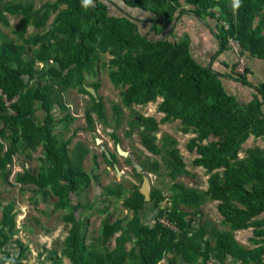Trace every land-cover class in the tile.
<instances>
[{
    "label": "trees",
    "instance_id": "16d2710c",
    "mask_svg": "<svg viewBox=\"0 0 264 264\" xmlns=\"http://www.w3.org/2000/svg\"><path fill=\"white\" fill-rule=\"evenodd\" d=\"M186 2L197 15L216 16L222 44L234 37L241 41L247 61L264 59V0H240L238 8L233 7L234 0ZM181 7V0H92L87 6L83 0H55L38 8L33 0H0V181L32 192L37 210L39 196L53 198V211L63 210V220L69 224L60 251L43 247L35 264H63L64 258L70 264H160L164 260L167 264H264V149L254 146L240 157L252 137L264 140V85L249 81V67L243 75L234 70L235 80L255 93L248 104L229 94L220 74L194 58L190 42L172 36V23ZM127 8L154 13L155 34L141 30ZM10 16L20 19V25L12 28L14 37L1 30V26L11 27ZM105 55L110 59L101 65L108 68L112 85L121 90L125 108L163 99L158 110L165 117L160 122L138 116L129 127L139 125L141 146L161 157L141 161L140 174L133 167L139 182L144 181L143 172L170 177L172 196L162 207L160 189L154 188L147 202L139 184L132 183L130 191L123 183L104 187L101 202L111 197L122 200L132 215L113 220L107 214L87 243L88 222L81 211L93 210L94 204H83L81 197L93 177H98L83 169L88 148L82 142L69 148L71 139H62L73 122L65 94L77 90L89 96L87 130H94V113L108 125L102 99L85 88L99 90L98 81L86 84V80L97 76ZM56 107L63 116L54 114ZM112 109L119 118L122 109L116 104ZM176 121H181L184 135L196 136L188 149L198 155L195 167L204 168L208 175L206 189L177 181L193 176L178 140L165 136L159 143L161 125ZM111 137L120 143L117 136ZM39 149L40 165L23 166L10 183L14 158L23 154L31 159ZM104 157L109 166L118 163L116 151ZM125 160L132 165L131 158ZM215 201L222 216L219 223L203 212L207 202ZM150 203L159 211L153 223L143 217ZM15 205L14 201L3 205L0 189V264H34L28 262L29 248L14 239ZM252 227L254 247L250 248L235 234Z\"/></svg>",
    "mask_w": 264,
    "mask_h": 264
},
{
    "label": "rangeland",
    "instance_id": "374dc122",
    "mask_svg": "<svg viewBox=\"0 0 264 264\" xmlns=\"http://www.w3.org/2000/svg\"><path fill=\"white\" fill-rule=\"evenodd\" d=\"M48 1L54 2L55 0H33V3L34 6L38 8L40 5ZM129 11L130 9L127 8L126 12ZM10 20L11 27L1 26V30L9 37H14L12 28H16L20 25V19L19 17L10 16ZM109 59L110 56L105 55L97 69V76L95 78H88V80H86V84H90L94 81H98L100 83L99 90L97 91V97L102 99L103 105L105 106L104 109L108 116V125L100 123L97 119V115L94 113V130H87L85 112L91 105L89 96L81 95L77 92V90H69L65 94L66 102L70 107L69 111L73 118V122L68 134H65L64 132L65 135L62 137V139L64 138V140H67L68 138H71L69 148H72L78 142H82L88 148L89 153L83 160V169L85 172L98 177L97 180L95 177L92 179L89 189H87L81 197L83 204L87 202L94 204L93 210L84 209L81 211L83 216L85 218L87 217L88 222L86 228L87 243L90 242V238L97 234L100 223L102 219L107 216V214H112L113 220L116 218H123L132 215L129 210L123 208L122 200L118 201L113 199L114 197H111L108 198L105 203H102V197H100V195L103 188L107 187L108 185L123 183L124 186L130 191L133 189L132 183L139 184L140 186L139 177L135 175L133 167H135L140 174L141 170L139 168L141 167V161H145L149 159V157L153 162L155 159H161L160 156L150 154L149 151L141 146L138 129L139 125L135 124L134 129H132L129 127V123H132L134 120H136L138 116L154 117L160 122L164 117V114L160 113L158 108L163 99L160 98L157 102L150 103L146 106H133L130 109L125 108L121 103V90L115 88L112 85L108 77V68L101 65L103 62H106ZM39 66L41 67V65ZM114 104L118 105L122 109V113L120 114L119 118L112 109ZM54 114L57 117H61L64 115V112L60 111V109L56 107L54 109ZM181 128L182 124L180 121L162 124L160 134L158 135L159 143L161 144V140L165 136H170L178 140V148L181 151V154L187 165V169L193 174V176L179 177L177 181L185 183L191 187L206 189L208 175L204 168L195 167L193 163L198 155L196 151L192 152L188 149V144L192 139H195L196 136L193 134L184 135L181 131ZM60 131L61 129L57 132ZM111 132H113V134L119 138L121 148L124 151L129 152V157H133V161L131 163L132 165H128L125 160L126 158L121 157L117 152L119 155L117 156V165L122 172H125V176L123 178L116 174L113 166H109L105 162L102 155L103 147H109V151L115 153L116 145L113 143V139L110 136ZM127 132H130L129 137L126 135ZM97 139L101 141L100 144L97 143ZM254 146H259L264 149V140H248L243 146L240 157H246V151ZM40 154L41 152L39 149L32 155L31 159H27L23 154L15 157L14 164L12 166V174L9 178L10 183H14L15 173L22 171L23 166H26V164L29 168H37L40 165ZM95 162L98 163V165H95ZM143 174L150 177L152 191L154 188H157L164 192V201L161 206L164 207L165 205L169 204L172 196L170 187L173 184L171 178L167 176L149 174L148 172H143ZM130 178L133 180L130 181ZM29 188L31 189L33 187ZM0 189L3 205H6L11 201L16 203V228L18 232L14 239L20 240L29 248L28 262L35 264L37 262L38 254L42 251L43 247L48 249L57 248L60 251L63 241L67 236L69 224L65 223L63 220L65 213L63 210H59L57 212L53 211L55 208V200L53 198H49L48 200L39 196V210H37L34 204V195L32 192H21L19 187L12 188L7 184L1 183V181ZM129 194L130 192H127V195ZM216 206V201L207 202L203 207V212L208 217V219L219 223L222 219V216L217 211ZM105 207L108 208L106 213H100L98 211L99 208ZM153 207L154 204L150 203L148 208L143 212L144 220H147L151 223L155 221V217L159 212L158 209L154 210ZM235 237L245 246L250 248L254 247L253 243L251 242V239L254 237L253 227L248 228V230L239 231L235 234ZM129 246L130 245H128V247ZM63 264H70V262L68 259L64 258ZM160 264H167V261L164 260Z\"/></svg>",
    "mask_w": 264,
    "mask_h": 264
},
{
    "label": "crops",
    "instance_id": "0c3cea01",
    "mask_svg": "<svg viewBox=\"0 0 264 264\" xmlns=\"http://www.w3.org/2000/svg\"><path fill=\"white\" fill-rule=\"evenodd\" d=\"M186 1L181 0L182 7L176 13L175 20L172 23V36L177 41L188 40L192 54L197 62L203 66L211 67L213 71L218 72L228 93L238 98L243 104H248L254 96L255 91L252 87L245 86L235 80L234 70L236 63H238V57L226 44H222L216 16L209 13L197 15L193 11L195 7L187 4ZM130 13L133 19L138 21L141 30L144 32L151 31L152 34H155L153 32L154 13L139 8H132ZM171 29L165 32L169 33ZM248 67L249 81L255 86L264 85V59L249 57ZM70 127L71 125L69 129ZM69 129H64L66 134H68ZM250 141L261 140H256L252 137ZM122 173L124 174L125 172Z\"/></svg>",
    "mask_w": 264,
    "mask_h": 264
},
{
    "label": "water",
    "instance_id": "95a60500",
    "mask_svg": "<svg viewBox=\"0 0 264 264\" xmlns=\"http://www.w3.org/2000/svg\"><path fill=\"white\" fill-rule=\"evenodd\" d=\"M86 90L94 97L97 98V93L95 91L94 88L92 87H85ZM100 140L97 139V143L100 144ZM116 148H117V152L118 154L121 156V157H124V158H127L129 156V152L127 151H124L122 148H121V145L120 144H117L116 145ZM114 169L117 173L118 176H122V171L120 170V168L118 167L117 164H114ZM140 193L143 194L145 196V199L147 202H151L152 200V184H151V180H150V177L149 176H144V184L141 185L140 189H139Z\"/></svg>",
    "mask_w": 264,
    "mask_h": 264
},
{
    "label": "built area",
    "instance_id": "2783aa9c",
    "mask_svg": "<svg viewBox=\"0 0 264 264\" xmlns=\"http://www.w3.org/2000/svg\"><path fill=\"white\" fill-rule=\"evenodd\" d=\"M227 46L235 53L236 56H238V64L235 66V73L241 75L245 74L248 69V61L243 54V45L241 41L234 39V37H228ZM7 105H10V102H7ZM164 221L165 223H168L167 220Z\"/></svg>",
    "mask_w": 264,
    "mask_h": 264
},
{
    "label": "flooded vegetation",
    "instance_id": "af4514ba",
    "mask_svg": "<svg viewBox=\"0 0 264 264\" xmlns=\"http://www.w3.org/2000/svg\"><path fill=\"white\" fill-rule=\"evenodd\" d=\"M78 92V91H77ZM79 93V92H78ZM97 93V92H96ZM79 94H81V93H79ZM81 95H84V94H81ZM90 100V99H89ZM104 106V105H103ZM67 107L70 109V107L67 105ZM104 108H105V106H104ZM107 115V114H106ZM139 120V118H136V121H138ZM143 129H144V127H143ZM113 135V132H111V134H110V136H112ZM115 135V134H114ZM116 136V135H115ZM113 143H115V141L113 140ZM117 144H120V143H117ZM116 143H115V145H117ZM109 146V145H108ZM115 151H116V153H117V148L115 149ZM108 152H109V147H103V152H102V155H103V157H104V155L106 154L107 156H108ZM117 156H119L118 154H117ZM127 158H131V159H133V157L131 156V157H127ZM104 160H105V157H104ZM133 161V160H132ZM105 162H106V160H105ZM107 163V162H106ZM115 164H117V163H115ZM83 165H84V163H83ZM113 168H114V165H113ZM115 170V169H114ZM117 174V173H116ZM92 175V174H91ZM125 176V173L123 174V176H121V178H123ZM144 176H146V175H144ZM143 176V177H144ZM94 178V177H93ZM133 179L132 178H130V181H132ZM144 184V181L143 182H141L140 183V187H141V185H143Z\"/></svg>",
    "mask_w": 264,
    "mask_h": 264
},
{
    "label": "clouds",
    "instance_id": "9594fccd",
    "mask_svg": "<svg viewBox=\"0 0 264 264\" xmlns=\"http://www.w3.org/2000/svg\"><path fill=\"white\" fill-rule=\"evenodd\" d=\"M83 3L85 6H87V5H90L92 3V0H83ZM233 7L234 8L240 7V0H234Z\"/></svg>",
    "mask_w": 264,
    "mask_h": 264
}]
</instances>
